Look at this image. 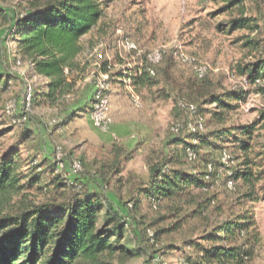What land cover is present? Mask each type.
Returning a JSON list of instances; mask_svg holds the SVG:
<instances>
[{
  "label": "rangeland",
  "instance_id": "1",
  "mask_svg": "<svg viewBox=\"0 0 264 264\" xmlns=\"http://www.w3.org/2000/svg\"><path fill=\"white\" fill-rule=\"evenodd\" d=\"M33 1L0 0V8L5 14L0 15V157L15 148L24 160L25 173L42 172L39 183L26 190L30 199L43 201L54 194L46 163L53 161L55 150L60 148L65 158L63 172L76 188L81 185L90 190L101 189L98 179L92 175H97L95 173L102 165L113 163L107 174V186L102 185V189L129 217L143 221L151 233L158 232L153 241L148 242L146 254L131 261L132 264H185V253H193L190 248H183L186 243L201 242L215 225L243 214L254 218L261 237L251 264H264V131L254 130L251 151L248 152L251 166L259 174L253 188L238 180L233 189H228L226 176L231 170L240 168L244 158L233 139L227 142L218 140L219 146L226 147L234 159L223 168L217 167L219 170L213 177L211 188L201 195L195 191L194 201L187 202L186 198L191 197L186 196L172 201L162 200L153 206L144 194L138 192L148 181L149 165L164 160L170 167L182 163L188 169L192 164L185 162L181 143H171L175 138L172 128L183 121V125L187 122L193 125L198 117L180 108L173 97H158L156 87L138 92L128 80L116 79L119 78L118 72L133 66L132 61L137 57L153 60L156 54H162V59L171 55V74L179 81L198 79L192 65L175 58L174 53L179 49L206 67L205 77L212 81L216 92L236 91L243 95V100L237 104L232 102L237 107L225 113L222 125L214 122L210 112L202 111L203 133L216 127L233 129L255 123L258 111L264 107V94L238 75L236 68L264 58V0L246 2L247 16L256 18L259 25V29L250 35L260 41L255 51L243 47L248 30L228 33L224 26H220L229 15L215 14L218 5L212 0H102L104 15L98 26L80 38L83 51L78 59L87 68L76 84L79 95L75 100L68 97V101H74L71 108H79L80 114L63 123L65 114L55 108L30 107L26 122L18 124L13 118L24 113L23 99L28 88L31 91L44 90L47 82L34 75L30 64L19 56L13 30H10V20L24 14ZM122 38L132 40L136 49H123L120 45ZM100 53L102 58L98 57ZM102 59L111 66L108 78L99 71ZM162 59L158 62L160 66L163 65ZM101 79L109 83L110 92L116 89L135 113V118L139 117L136 118L138 123L130 126L122 136L113 134L111 127L102 131L92 123L91 95ZM133 95L139 97L138 107L132 104ZM10 101L15 103L13 115L6 113ZM206 107L215 109L214 104ZM182 129L180 138L188 140L185 126ZM115 145L126 149L129 154H122L117 160L113 150ZM204 151H209L217 163L219 150L200 148V152ZM79 160L81 170L71 174L70 163ZM35 165H40L39 169L35 170ZM207 197L213 202L199 213L198 205ZM127 202L135 204V208H128L130 205L124 204ZM191 256L194 257V253Z\"/></svg>",
  "mask_w": 264,
  "mask_h": 264
},
{
  "label": "trees",
  "instance_id": "2",
  "mask_svg": "<svg viewBox=\"0 0 264 264\" xmlns=\"http://www.w3.org/2000/svg\"><path fill=\"white\" fill-rule=\"evenodd\" d=\"M212 1L218 5L215 14L229 15L220 26H224L228 33L248 30L243 47L257 50L260 41L250 35L259 29V25L256 18L247 16L246 2L258 0ZM102 2L34 0L24 14L10 20L19 56L30 64L34 75L47 81L44 90L31 91L30 107L55 108L65 114L63 123L78 115L79 108H71L74 101H68V97L73 100L78 97L76 84L87 68L78 59L83 51L80 38L98 26L104 15ZM233 12L236 13L233 15ZM0 15H5L1 8ZM132 64L119 71L118 77L129 80L136 91L156 87L158 97H173L177 104L180 101L194 104L197 115L201 117L200 113L206 110L218 125L225 122L227 111L237 107L232 102L237 104L243 100V95L236 91L216 92L207 77L179 81L171 74V55L162 59V66L144 56L137 57ZM110 70L109 62L102 59L99 71L110 76ZM236 70L264 94V58L238 66ZM209 104H214L215 109H207ZM182 130L173 133L175 138L171 143H181L184 160L192 165L188 169L182 163L170 167L164 160L150 164L148 181L138 191L149 203L186 196L191 197L186 198L187 202L194 201L195 191L199 192L198 195L206 193L213 185V177L219 170L217 167L225 165L219 160L216 163L209 151L200 152V148L219 150L220 153L226 147L219 146L218 140L227 142L233 139L244 158L241 167L231 170L226 179L235 183L241 180L246 187H254L259 174L253 170L248 152L251 151L254 130L264 131V107L258 111V120L249 125L233 129L216 127L208 133L185 128L188 140L180 138ZM187 149L195 154L194 160L188 159ZM113 150L117 160L122 154H129L116 145ZM208 164H212L211 171ZM23 166L24 160L15 148L0 157V264H132L131 261L146 254L150 241L148 227L143 221L124 213L102 189L107 186V174L113 163L102 165L95 173L97 175H92L101 185L97 190L81 185L76 188L70 177L56 169L54 161L46 163L54 194L38 202L30 199L26 190L39 183L42 172L25 173ZM39 167L35 165L33 168L37 170ZM203 201L198 205L199 213L213 199L207 197ZM124 204L130 205L129 202ZM131 207L135 208V204L128 208ZM157 233L153 234V239ZM260 241L254 218L243 214L224 219L204 235L201 242L186 243L183 248H190L194 257L191 256L193 253H185L184 260L186 264H251ZM202 242L208 245L203 246Z\"/></svg>",
  "mask_w": 264,
  "mask_h": 264
},
{
  "label": "built area",
  "instance_id": "3",
  "mask_svg": "<svg viewBox=\"0 0 264 264\" xmlns=\"http://www.w3.org/2000/svg\"><path fill=\"white\" fill-rule=\"evenodd\" d=\"M120 45L122 46L123 49L125 50H134L136 49V46L132 40L129 38H122L120 41ZM175 58H177L179 61L183 63H187L192 65L193 71L195 73V76L198 79H201L205 77L206 74V67L203 65H200L196 63L195 58L188 55L184 51H181L177 49L174 53ZM99 58H102V54L100 53L98 55ZM154 59L151 60L149 59L152 63H158L162 59V54H156ZM110 64V63H109ZM67 72V70H65ZM104 78H108L107 74H104ZM129 81V80H128ZM110 88H109V83L105 81V79H101L95 86L94 88V93L92 96V109H91V119L93 125L102 130V131H108L112 125V117H111V112H110ZM30 98H31V88H28L24 95L23 99V109H24V114L21 117L13 118L14 123L22 124L26 122V113L30 109ZM132 104L135 107H138L140 105V100L137 95L132 96ZM179 107L182 109H185L186 111L190 112L191 114H194L195 117H198L197 120L193 125H191L189 122L184 124V121L182 123H177L173 128L172 131L173 133H178L182 127L185 126L188 130H199L203 131L204 130V124L201 120V117L196 114V107L194 104H191L189 102L185 101H180ZM15 111V103L13 101L8 102L6 105V113L8 115H13ZM200 118V119H199ZM187 157L189 160H194L195 159V154L190 150L187 149ZM234 159L233 155L226 149H223L220 151L218 160L221 164L223 165H229L230 162H232ZM54 163L56 164V169L59 172H62L65 169V158H64V153L60 148H57L54 153ZM207 168L209 171L212 170V164H208ZM81 170V163L80 161H72L69 166V172L71 174H77ZM228 189H233L235 186V182L232 179H227L226 181ZM153 206L156 205L155 202L152 203ZM148 237L150 241H153V233L148 231ZM186 264V263H185Z\"/></svg>",
  "mask_w": 264,
  "mask_h": 264
},
{
  "label": "crops",
  "instance_id": "4",
  "mask_svg": "<svg viewBox=\"0 0 264 264\" xmlns=\"http://www.w3.org/2000/svg\"><path fill=\"white\" fill-rule=\"evenodd\" d=\"M117 80L124 81V78H116ZM115 91H111L110 93V112L112 117V125L111 130L113 134H116L117 136H122L124 133L129 131V127L132 125H136L138 123L139 117L135 118V113L132 111V109L128 106L127 103H125L120 95H118ZM80 112H78V115ZM76 117V116H75ZM73 117V118H75ZM72 118V119H73ZM71 119V120H72ZM107 137H110L106 135ZM105 138V137H104Z\"/></svg>",
  "mask_w": 264,
  "mask_h": 264
}]
</instances>
